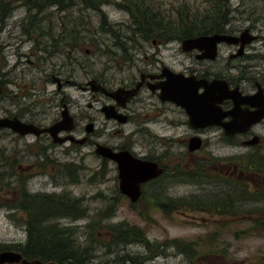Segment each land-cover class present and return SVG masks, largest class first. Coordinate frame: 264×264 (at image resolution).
Segmentation results:
<instances>
[{
    "label": "flooded vegetation",
    "instance_id": "flooded-vegetation-1",
    "mask_svg": "<svg viewBox=\"0 0 264 264\" xmlns=\"http://www.w3.org/2000/svg\"><path fill=\"white\" fill-rule=\"evenodd\" d=\"M228 4L231 5L230 0ZM229 14L219 28L210 24L205 33L192 36L224 34L234 37L231 41L217 42L215 48L209 44L183 50L181 43L180 46L166 45L163 30L151 28H133L128 30V35L115 34L110 43L106 42L114 66L105 67L103 71L91 64L90 70L87 69L80 52L85 42L99 48L105 41L94 34L93 38L86 39L79 26L78 29L75 25L64 28L59 34H53L51 29L21 28L16 36L15 28L6 29L9 34L0 44V118L32 125L35 131L20 133L8 125L0 126V136H8L14 143L5 150L6 155H0L1 180H15V193L22 194L25 190L29 194H62L65 191H29L27 181L37 175L54 179L69 177L70 169L78 171L75 165L83 164L88 155L83 149L88 147L89 154L96 156L100 163L94 173L104 178L114 167L117 198L129 200L119 190L117 163L95 152L97 144H101L113 152L128 151L134 157L155 162L162 169L158 176L140 184L139 196L147 197V207L160 209V203L163 205L166 200V183L181 181L177 179L183 171L174 167L175 164L170 165L173 168L166 165V161L172 160L170 154L173 152L169 147L172 143L165 146L164 139L153 128L157 125L163 130L165 124L158 123L163 120L175 129L185 125L191 130L192 134L184 140L176 139L178 146L183 142L190 157L209 147L208 156L190 163V168L186 165L185 169L190 171L189 182L198 185L202 191L186 197L188 201L202 202L206 207L204 210L211 211L212 215L264 214V28L258 29L255 21L234 23ZM40 36L48 39H40ZM28 41L32 43L28 51L21 52ZM60 47L65 48V55L63 62L57 64L53 59ZM175 48L177 50L173 52L171 49ZM165 49L170 54L166 55ZM84 52L89 54L90 49ZM175 53H183L192 60L191 63L181 67V57L177 58ZM12 56L15 60L9 64ZM109 68H114L112 75L107 73ZM171 73L192 75L196 80L205 81V85L195 89L196 94L206 92V95H193L190 106L207 116V125L195 127L189 123L187 110L180 103L181 96L177 100L159 96L161 84ZM98 84L107 91L120 88L124 92L111 97L101 89H92ZM68 86L79 89L80 93L71 96L65 91ZM132 90L131 95L125 93ZM165 116L173 118L165 120ZM54 125L53 135L47 128ZM127 125L129 137L109 139L111 133L115 138L126 135ZM205 133L208 135L204 138ZM139 134L153 143L160 141L159 144L164 145L162 151L159 152L155 144L146 146L142 143L143 148L140 147L134 139ZM194 136L201 139L200 148L190 150V139ZM137 146L140 147L138 150ZM224 148L233 154L215 155L214 149ZM49 169L54 174L50 175ZM138 199L129 200V204L135 207ZM249 203L255 204L250 206ZM261 214L257 222L264 230ZM26 246L27 240L24 244L19 243L16 251ZM195 250L194 247H176L178 254L188 258L195 256ZM219 257L224 259V253ZM207 263L215 264V261L211 259Z\"/></svg>",
    "mask_w": 264,
    "mask_h": 264
},
{
    "label": "rangeland",
    "instance_id": "rangeland-1",
    "mask_svg": "<svg viewBox=\"0 0 264 264\" xmlns=\"http://www.w3.org/2000/svg\"><path fill=\"white\" fill-rule=\"evenodd\" d=\"M114 1L118 2L119 0H111L109 4L100 5L98 10L92 7H85L82 3H77L68 10L60 12H56L53 6L47 7L40 12L41 14L37 15L45 18L40 21L35 17H32L30 21L28 19L30 16L28 8L24 5L15 4L8 17L3 21L0 20V30L5 29L0 32V44L5 36L9 34L6 29L15 28L16 33H14V36H16L19 34L17 30L22 28V24L26 28L32 26V30L35 28L37 30L51 29L53 34H59L64 28L76 26L78 29L79 26L86 39H91L96 35V38L105 41L101 43L99 48H96L90 42H85L83 44L84 48L80 52L83 58L82 63L85 62L84 65L87 66V69L90 70L88 67L91 64L102 68L103 71L105 67L114 66L110 53L106 51V42L110 43L115 34L128 35V30L136 28L133 16L127 10L114 3ZM142 1L144 6L149 7L153 11V17L161 23V28L167 22L175 25L181 16L183 18L187 16L188 19L195 16L197 20L203 18L204 15L209 16L205 11L209 7V3L206 0ZM230 4L229 17L232 22L248 24L251 21H255L258 29L264 28V0H230ZM197 20L194 23L186 20V24L196 25ZM173 36L175 35L168 37L172 39L165 37V44L180 46V39ZM39 38L48 39L46 36H40ZM31 44V41H28L21 52H27ZM64 49V47H60L58 54L53 59L57 64L63 62ZM85 49H90V53L85 54ZM171 50L175 52L177 48ZM164 53L166 55L170 54L168 49H165ZM175 55L177 58L181 57V67L188 66L192 61L183 53H175ZM21 59L25 61L24 57ZM0 60H2L1 55ZM14 60V56L10 57L9 64H12ZM25 65L27 64L25 63ZM178 68L179 66L177 65L176 69ZM113 69H107V73L112 75ZM115 75L118 76V74ZM51 87L55 88L54 85H51ZM65 91L69 92L73 97L80 93V90L73 86L66 87ZM164 118L165 120H171L173 117L165 116ZM181 118L184 121L185 117L182 116ZM161 122L162 125L165 124L163 130H159L157 125L153 128L158 132L159 137L164 139L165 146H169V143H172L169 147L173 154L170 155L174 158L170 156L172 160L166 161V163H169L166 164L168 168H173L170 165L173 166L175 164L174 167L180 169V171H185L186 165L190 168V163H195L208 156L207 150H209V147L200 149V151L194 153L193 157H190L185 152L186 148L183 142L179 146L176 144L177 138L184 140V138L192 134L187 126L183 125L175 129L172 124L169 125L163 120L158 123ZM129 131V126L127 125L124 131L126 135L116 138L112 137L113 135L109 131L111 133L109 139L116 140L122 139L124 136L129 137ZM207 135L205 133L203 137L205 138ZM106 136H103V139ZM134 139L138 140L139 146L142 148L143 144L146 146L155 144L158 148L157 150L161 152L164 147L163 144H159L160 141L153 143L149 138H144L142 134L136 135ZM13 145L14 143L8 136H0V155H6L7 151L5 150ZM139 146H137L136 150L140 148ZM83 150L88 155L85 156L83 164H76L74 167L79 171H74L78 178L77 181H71L69 177H57L54 179L51 176L37 175L27 181V188L33 192L65 191L81 199V206L86 208L87 215L76 219L62 216L48 217V219L39 220L36 226H41L43 231H48L49 228H57L56 237L59 239L54 240V242H60V238L64 241L68 239L71 244L73 241L77 248H84L85 264H117L121 256L125 254H129L132 257L135 256L138 260L140 259L142 261L141 264H208L207 261L211 259H214L215 264H264V230L257 222L260 219L258 218L260 217L259 212L250 213V215L239 214L241 217H231L230 214L218 216L202 210H189L186 207H180L178 209L172 208L168 210V213H165L159 208L149 209L143 199L140 202L138 201L135 207H132L128 199L124 197L117 198L114 167L104 178H99L94 173L99 169V159L89 154L88 147ZM214 153L218 156H229L233 154V151L228 148H224V150L214 149ZM48 173L50 175L54 174L50 169ZM15 184H17L15 180H1L0 174V244L6 243L12 246H18L19 243L24 244L27 240L24 224L26 214L15 206L20 195V193H15ZM201 192L199 186L189 182V179L185 181L170 180L165 186V194L169 199H184V197L186 198L191 194H200ZM187 200L189 199L186 198L185 201ZM249 204L254 206L255 203ZM109 206H115V210L111 216L104 218L101 224L124 222L128 225H134L144 233L150 248L142 242H131L109 251L104 244L111 241V237L105 235L104 230L102 231L101 228L91 233L87 227L88 223L95 219L96 212ZM140 211L143 214H140ZM256 218L258 219L256 220ZM63 227H68L69 229L63 230ZM38 240L39 243H42L40 239ZM173 240L183 244L197 241L196 244L191 246V248L194 247L196 249L195 256L188 258L178 254L176 247L172 243ZM37 247L41 248L42 246L37 245ZM209 252L210 254L219 255L224 253L225 257L223 259L217 255L218 257L213 256V258L205 254ZM198 257L202 259H198Z\"/></svg>",
    "mask_w": 264,
    "mask_h": 264
},
{
    "label": "trees",
    "instance_id": "trees-1",
    "mask_svg": "<svg viewBox=\"0 0 264 264\" xmlns=\"http://www.w3.org/2000/svg\"><path fill=\"white\" fill-rule=\"evenodd\" d=\"M110 1L111 0H0V20L3 21L8 17L11 10L15 7V4L24 5L28 8L30 11L28 19L31 21L32 17L41 14L40 12L45 10L47 7L53 6L55 7L56 12H60L68 10L77 3H82L85 7H92L98 10L100 5L109 4ZM206 1H208L209 7L205 11L209 14V16L204 15L203 18L198 20L195 16L191 19H188L187 16L185 18L181 16L177 23H174L175 25L167 22L163 25V28H161V23L156 21L155 17H153V11L149 7L143 5L142 0H119L118 2L114 1V3L127 10L130 15L133 16V22L136 25V28L163 30L164 38H168L170 35H175L176 38L182 40L184 38L192 37L195 34L205 33L210 24H212L215 29L219 28L220 23L225 20L226 15L231 11L228 0ZM36 19L40 21L45 18L41 16ZM186 20L190 21V23H194L197 20V24H186ZM21 26L25 29H32V26H29L30 28H26L24 24ZM69 173V179L71 181L78 180L76 173L73 172L72 169L69 170ZM179 179H181V181L190 179V171L188 169L182 171L181 177L177 180ZM142 199L143 202H147L146 196H141L138 201L140 202ZM165 199L166 200L163 205L160 203V209H162L165 213H168V210L172 208L178 209L180 207H186L189 210H202L211 213L209 210H204L206 207L205 205H202V202H197L195 204L188 200L169 199L167 197ZM15 206L16 208L23 210L26 214L24 224L27 232V246L19 250L23 257H38L41 260H54L65 264H85L86 258L84 257V248H77L73 244V241L71 244V242L65 238H63L65 241L60 238V242H54V240L59 239L56 237V233H58L57 228H49L48 231H43L41 226H36V223H38L39 220L48 219V217L62 216L76 219L87 215L86 208L81 206L80 198L74 197L68 192H64L59 195H43L29 194L24 190V192L22 194L20 193L18 196V202L17 204L15 203ZM114 207L115 206H109L95 213V219L87 225L91 233L100 228L102 231L104 230L105 235L111 237V241L104 244L108 247L109 251L115 247H119L121 245L123 246L131 242H142L150 248L144 233L134 225H128L124 222L101 224V221L104 218L112 215L115 210ZM148 208L150 209L151 207ZM140 214H143V212L140 211ZM261 217H264V214H261ZM63 228V230L69 229L68 227ZM38 239H40L42 243H39ZM172 243L176 247L181 245L182 248H186L193 246L197 242L191 241L189 244H183L173 240ZM37 245L42 247L38 248ZM1 250H18V246L1 243L0 251ZM141 263L142 261L140 259L138 260L135 256L132 257L129 254H125L124 256H121L120 261H118L117 264Z\"/></svg>",
    "mask_w": 264,
    "mask_h": 264
},
{
    "label": "water",
    "instance_id": "water-1",
    "mask_svg": "<svg viewBox=\"0 0 264 264\" xmlns=\"http://www.w3.org/2000/svg\"><path fill=\"white\" fill-rule=\"evenodd\" d=\"M234 37L231 35L224 34H215L211 36L200 35L197 37L183 39L181 44L183 50H190L192 48H200L212 44L215 48V45L219 41H231ZM167 81L161 84L162 90L159 96L166 97L171 100H177L181 96L182 101L180 102L187 110L189 115V123L195 127L207 125L209 122H206L204 114L202 111H196L190 102V99H194V96H205L206 92L202 93L203 95L196 94V87L199 85H205L204 80H196L194 76L189 75L185 76L182 73H171L169 74ZM94 84V82H90ZM176 85V89L174 86ZM92 89H101L106 95L111 97H116L117 94L124 92L122 89H117L113 91H107L105 87L101 85L93 86ZM134 92L125 91L128 95H131ZM8 125L13 130L20 133L33 132L34 126L27 125L23 123H16L7 121L0 118V126ZM47 130L54 135L55 125L53 127L47 128ZM64 140V139H63ZM201 139L199 137H192L190 139V150H195L200 148ZM95 152L110 160H113L117 163L118 167V186L121 193L126 195L131 202L136 201L140 196V184L158 176L162 169L152 161H146L137 157H134L130 152H113L109 147H106L101 144H97ZM264 228V225H263ZM0 264H65L60 263L54 260H41L38 257L25 258L22 256L21 252L16 250H1L0 251Z\"/></svg>",
    "mask_w": 264,
    "mask_h": 264
}]
</instances>
